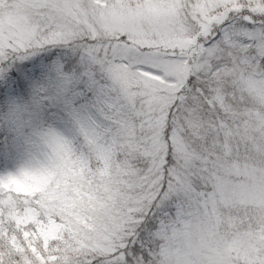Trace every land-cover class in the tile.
I'll list each match as a JSON object with an SVG mask.
<instances>
[{"label": "snow or ice", "instance_id": "6c2138e0", "mask_svg": "<svg viewBox=\"0 0 264 264\" xmlns=\"http://www.w3.org/2000/svg\"><path fill=\"white\" fill-rule=\"evenodd\" d=\"M46 61L114 182L35 160L0 178V264H146L157 224L171 264H264L260 217L220 255L194 247L206 217L264 212V113L236 93L264 99V0H0V105Z\"/></svg>", "mask_w": 264, "mask_h": 264}, {"label": "clouds", "instance_id": "9594fccd", "mask_svg": "<svg viewBox=\"0 0 264 264\" xmlns=\"http://www.w3.org/2000/svg\"><path fill=\"white\" fill-rule=\"evenodd\" d=\"M236 93L243 97L238 108L264 113V99L243 91L239 85L236 87ZM34 160L38 164H54L61 177L81 189L103 186L100 187V193L103 194L104 187L114 182V177L107 174V161L95 146L85 149L76 140L65 136L54 127H48L39 133L37 158ZM97 161L103 167H99ZM225 215L237 218L241 222L232 219L227 223H221L217 217L213 223L211 218L206 217L203 221L205 230L203 234L198 233L194 237V247L200 248L203 240L204 249L220 255L234 243H243L250 227L258 223L257 218H264V212L252 207L226 209ZM151 231L153 233L151 248L154 255L148 258L146 264H171L174 256L171 238L160 224Z\"/></svg>", "mask_w": 264, "mask_h": 264}, {"label": "rangeland", "instance_id": "374dc122", "mask_svg": "<svg viewBox=\"0 0 264 264\" xmlns=\"http://www.w3.org/2000/svg\"><path fill=\"white\" fill-rule=\"evenodd\" d=\"M39 60L40 57H35L25 63L32 64ZM63 76L61 65L46 61L41 65L39 74L33 78L35 81L30 91L48 112L44 129L54 127L76 140L77 129L68 116L62 93L65 85ZM44 129H38L34 123L24 94L11 97L0 105V130L4 133L0 144V178L19 173L37 158L39 133Z\"/></svg>", "mask_w": 264, "mask_h": 264}, {"label": "trees", "instance_id": "16d2710c", "mask_svg": "<svg viewBox=\"0 0 264 264\" xmlns=\"http://www.w3.org/2000/svg\"><path fill=\"white\" fill-rule=\"evenodd\" d=\"M34 81L35 80H32L31 87L34 85ZM30 88H29L28 92L25 94V97L29 102L30 109L33 113V119H34L36 125L39 128H43L47 124V113L43 110V107L40 105L39 99H37L33 95V92L30 91ZM3 135H4L3 131L0 130V142L2 140Z\"/></svg>", "mask_w": 264, "mask_h": 264}]
</instances>
